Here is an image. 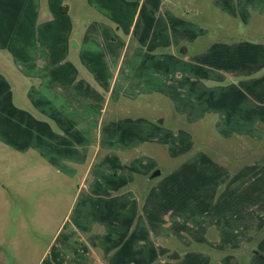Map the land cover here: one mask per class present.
Instances as JSON below:
<instances>
[{
	"label": "crops",
	"instance_id": "obj_1",
	"mask_svg": "<svg viewBox=\"0 0 264 264\" xmlns=\"http://www.w3.org/2000/svg\"><path fill=\"white\" fill-rule=\"evenodd\" d=\"M200 2L264 24V0H0L1 196L30 172L41 187L76 183L38 264H242L252 244L246 262L264 264V45L205 48L189 18ZM153 96L182 125L214 119L234 156L259 157L214 163L165 121L122 120V102ZM157 145L192 158L142 197ZM170 192L211 204L212 220L172 210ZM175 241L186 246L172 260Z\"/></svg>",
	"mask_w": 264,
	"mask_h": 264
},
{
	"label": "rangeland",
	"instance_id": "obj_2",
	"mask_svg": "<svg viewBox=\"0 0 264 264\" xmlns=\"http://www.w3.org/2000/svg\"><path fill=\"white\" fill-rule=\"evenodd\" d=\"M198 8L200 13H192L191 16L189 15V18L192 23L195 22L194 24L196 26H200L206 31L202 39V45L205 48L209 49L213 44L233 46L237 43L247 41H256L257 44L264 45V24L260 25L262 27L260 29L259 27L256 28L253 23L245 25L242 21L236 20L233 17L230 20L227 14L207 2H200ZM252 38L253 40H250ZM196 50H200L199 47L195 48L194 52ZM235 58L239 59V56H232L234 65L238 66L239 63ZM239 60L243 62L242 59ZM161 97H141L137 104L126 101L122 102V111L120 113L122 120L131 118L141 123L144 120L156 122L159 120L165 121L163 127L165 130L176 132L184 130L192 139L195 147L194 153L201 152L208 156V160L214 163L219 161L230 166H236V159L240 158L241 161L243 160V162L249 163L259 157V152L255 150V147L252 148V154L248 153L237 157L234 156L233 153L237 152L235 143L225 140L219 134L214 119L208 118L196 125L189 123L185 124L186 126L182 125L178 121L175 115L176 113H173L175 108H173L171 102ZM190 154L192 153L173 158L167 153L166 148L157 145L156 158L152 159L156 164V170L151 174L148 181L141 183L139 192L142 193V197L151 186L155 187V184L167 176L170 170L186 162ZM3 163V158L0 155V166H3ZM205 167L203 168L206 169ZM157 171H160L162 178H153L154 173ZM203 174L207 175V172ZM29 175L30 178L27 183L24 184L21 182V184L23 183V187L11 186L7 196L2 197L0 193V264H38L43 251L48 248L56 231L64 224L65 218L74 206L70 200L76 192L75 182L71 181L67 184L60 185V181H57L56 187H50L49 185H46L47 187H41L37 185V177L35 174L30 172ZM208 178H210L209 173ZM178 189H181V187ZM62 192L65 193L62 194ZM176 192L177 189L174 190V193ZM167 199L168 205L172 210L179 212L181 208L180 212H185L190 214V216H205L210 221L212 220V205L207 206V202L199 204L198 207H194V200H190L189 204L186 203V205H183L184 198H182V192L181 201H179V196L171 192ZM78 207H81V205ZM221 220L224 223L226 222V220ZM205 223L209 224L207 220H205ZM176 242L174 244L173 255H180L181 249L178 246L186 245H181ZM204 247L206 252L212 254L210 247L207 245ZM246 247H242L239 249L240 251L238 250V254L243 259L242 264H249L246 260L250 258L253 249L256 248L254 244L248 248ZM198 250V246L192 245L188 250V254H197Z\"/></svg>",
	"mask_w": 264,
	"mask_h": 264
},
{
	"label": "water",
	"instance_id": "obj_3",
	"mask_svg": "<svg viewBox=\"0 0 264 264\" xmlns=\"http://www.w3.org/2000/svg\"><path fill=\"white\" fill-rule=\"evenodd\" d=\"M160 123L163 124V121H161ZM160 176H161L160 171H157L156 173H154L153 178H157V177H160ZM179 258H180V256L176 254V255H174L172 257V260H176V259H179Z\"/></svg>",
	"mask_w": 264,
	"mask_h": 264
},
{
	"label": "trees",
	"instance_id": "obj_4",
	"mask_svg": "<svg viewBox=\"0 0 264 264\" xmlns=\"http://www.w3.org/2000/svg\"><path fill=\"white\" fill-rule=\"evenodd\" d=\"M263 258H264V256H263Z\"/></svg>",
	"mask_w": 264,
	"mask_h": 264
}]
</instances>
